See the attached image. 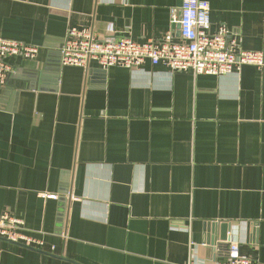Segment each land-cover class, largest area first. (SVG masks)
Wrapping results in <instances>:
<instances>
[{"label": "crops", "instance_id": "obj_1", "mask_svg": "<svg viewBox=\"0 0 264 264\" xmlns=\"http://www.w3.org/2000/svg\"><path fill=\"white\" fill-rule=\"evenodd\" d=\"M206 1L211 31L264 60V0ZM182 2L0 0V38L39 48L0 87V217L39 251L0 240V264H212L231 242L264 264V64L60 63L69 28L177 38Z\"/></svg>", "mask_w": 264, "mask_h": 264}, {"label": "built area", "instance_id": "obj_2", "mask_svg": "<svg viewBox=\"0 0 264 264\" xmlns=\"http://www.w3.org/2000/svg\"><path fill=\"white\" fill-rule=\"evenodd\" d=\"M178 31L176 38L171 30L159 39L136 42L129 35H118L112 25L107 34L95 36L88 29L69 28L60 47V63L63 66H87L95 62L101 68L121 66L137 68L149 61L162 63L171 70H191L194 74L222 76L242 65L261 67L264 64L260 51L247 50L228 37L227 28L221 24L211 31L210 5L206 0H183L178 18H174ZM39 48L23 41L0 38V87L12 72L8 59L20 57L33 60ZM23 221L10 212L0 217V238L26 245L39 242L22 232ZM225 260L212 264H258L238 252L237 242L228 246ZM188 264H198L193 258Z\"/></svg>", "mask_w": 264, "mask_h": 264}, {"label": "water", "instance_id": "obj_3", "mask_svg": "<svg viewBox=\"0 0 264 264\" xmlns=\"http://www.w3.org/2000/svg\"><path fill=\"white\" fill-rule=\"evenodd\" d=\"M228 224L227 223H221V225H220V228H221V231H222V239H225L224 238V233H226V231H227V228H228ZM0 240H3V241H7V242H10V243H13V244H17V245H20V246H25V247H28V248H30V249H34V248H32V247H30V246H26V245H23V244H21V243H18V242H12V241H9V240H7V239H4V238H0ZM34 250H37V249H34ZM37 251H39V250H37Z\"/></svg>", "mask_w": 264, "mask_h": 264}]
</instances>
